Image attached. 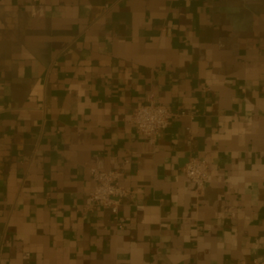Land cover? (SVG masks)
I'll list each match as a JSON object with an SVG mask.
<instances>
[{
  "label": "crops",
  "instance_id": "obj_1",
  "mask_svg": "<svg viewBox=\"0 0 264 264\" xmlns=\"http://www.w3.org/2000/svg\"><path fill=\"white\" fill-rule=\"evenodd\" d=\"M119 165L122 228L85 210ZM0 264H264V0H0Z\"/></svg>",
  "mask_w": 264,
  "mask_h": 264
},
{
  "label": "built area",
  "instance_id": "obj_2",
  "mask_svg": "<svg viewBox=\"0 0 264 264\" xmlns=\"http://www.w3.org/2000/svg\"><path fill=\"white\" fill-rule=\"evenodd\" d=\"M174 119L172 108L158 103L153 96L148 97L147 103L138 106L131 117L138 134L147 139L151 145L155 144L160 131L170 127ZM123 174V165L110 171L90 169L94 186L85 200V210L91 212L95 208H102L109 211L119 228L123 227L119 220L121 207L130 193L120 184ZM183 174L193 184L195 195L201 197L210 181L211 170L208 161L191 157L183 168Z\"/></svg>",
  "mask_w": 264,
  "mask_h": 264
}]
</instances>
